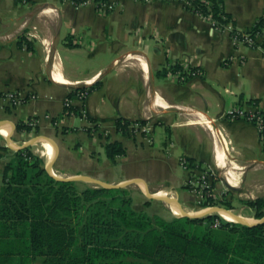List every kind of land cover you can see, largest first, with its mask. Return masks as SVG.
<instances>
[{
	"label": "crops",
	"instance_id": "0c3cea01",
	"mask_svg": "<svg viewBox=\"0 0 264 264\" xmlns=\"http://www.w3.org/2000/svg\"><path fill=\"white\" fill-rule=\"evenodd\" d=\"M109 2L113 7L102 13L94 2L0 0V94L22 99L0 98V129L12 142L0 130V189L6 164L35 131L52 141L45 156L62 176L109 184L140 180L151 192L180 200L191 193L180 162L186 156L240 191L241 199L264 196V140L254 123L227 115L234 106L264 111L263 48L236 44L230 28H214L180 0ZM224 6L232 28L241 31L264 13V0H224ZM175 65L203 74L180 80ZM56 73L67 80H56ZM95 83L83 99L69 95ZM68 98L78 112L61 122ZM118 118L148 122L154 140L119 131ZM21 122L31 130L19 131ZM110 141L121 142L126 153L110 159ZM216 147L240 173L238 187L220 173ZM125 188L132 207L141 201L134 209L166 220L177 216L168 208L148 213L144 190Z\"/></svg>",
	"mask_w": 264,
	"mask_h": 264
},
{
	"label": "trees",
	"instance_id": "16d2710c",
	"mask_svg": "<svg viewBox=\"0 0 264 264\" xmlns=\"http://www.w3.org/2000/svg\"><path fill=\"white\" fill-rule=\"evenodd\" d=\"M188 1L192 3L188 8L220 29L234 23L224 0ZM246 31L255 41L257 35L263 36L256 44L264 50V13ZM98 86L76 91L90 92ZM67 109L78 112L73 105ZM128 124L117 119L123 133ZM17 129L31 127L21 122ZM105 148L112 160L126 153L119 141H110ZM187 158L191 167L201 168L200 162ZM79 182L50 175L31 146L16 151L5 166L0 189V264H264V223L250 226L218 214L166 220L134 209L127 188H81ZM209 199L205 206L218 203ZM242 202L254 217H264V196ZM217 218L221 226L215 228Z\"/></svg>",
	"mask_w": 264,
	"mask_h": 264
},
{
	"label": "built area",
	"instance_id": "2783aa9c",
	"mask_svg": "<svg viewBox=\"0 0 264 264\" xmlns=\"http://www.w3.org/2000/svg\"><path fill=\"white\" fill-rule=\"evenodd\" d=\"M135 1L150 2L153 0H135ZM180 1L184 2L187 5V7L192 5V3L188 0H180ZM89 2H94V4H96L97 9L102 13H106L109 9L113 7V4L110 3L109 0L100 1V2L96 0H82L79 4H85ZM210 21L212 23V26L216 29L224 30L226 28H230L233 31L231 22L226 24L224 29H220L216 25L215 21H212V20ZM30 35L32 36V34ZM232 36L236 44H245L247 46H258L259 44L258 41H261L263 38L262 35H257V40L255 41L252 37H250L249 33H247L246 30H243V31L235 30L234 32H232ZM172 72L176 74V76L180 80H186L189 77L203 74V72L198 68L188 69L186 72L182 70H175V71L172 70ZM88 92L89 90L87 88L80 89L76 91V96L80 99H83L86 97ZM2 97L8 99L10 102H13L14 104L20 103L22 100L15 92H8L6 94H0V98ZM69 106H71V100L68 98L65 101V107L67 108ZM75 115H76L75 111H69L68 109H65L63 112L61 122H63V119H66L69 116L73 117ZM227 115L228 117L233 118V119H244V120L254 123L260 132V136L264 140V111H262L256 106H253V107L252 106L251 107L234 106L228 110ZM28 124L34 127L37 125V122L35 119H32L28 122ZM152 130H153L152 126L148 122L146 121L143 122L142 120H140V121L130 122V124H128L127 126V130L125 133H131L132 135L145 137V138H148V140H150L149 136L152 134ZM180 162H181L182 167L186 171H188L189 173L195 172L194 175L190 174V176L187 178L186 180L187 185H190L192 188H195L197 190L199 189L198 187L199 185L201 186V190L202 189L206 190L207 188H210L208 177L213 175L211 172H209L206 169H201L197 164L195 168L191 167L189 165V161L186 156L182 157ZM227 221H231V220H227ZM212 226L215 228L220 227L221 220L217 218L216 221L212 224Z\"/></svg>",
	"mask_w": 264,
	"mask_h": 264
},
{
	"label": "rangeland",
	"instance_id": "374dc122",
	"mask_svg": "<svg viewBox=\"0 0 264 264\" xmlns=\"http://www.w3.org/2000/svg\"><path fill=\"white\" fill-rule=\"evenodd\" d=\"M149 137H150V141L152 142L155 138V132L152 131V134ZM32 138H35V131H31L28 133V139L27 140H30ZM30 146L33 150V153L38 155L41 158L42 163L44 165H46L48 159L46 156L41 155L40 150L43 149V146L41 145V143L30 145ZM8 148H9V144H8ZM11 154L13 155V152H11ZM11 159H13V157H11L10 160ZM190 174L194 175L195 172L189 173V176H190ZM208 180H209V184H210L209 187L210 188H207L206 190H203V189L201 190V186L199 185L198 186L199 189L197 190L195 188L189 187L188 189L191 191L189 198L185 199V198L181 197L180 200L177 198L181 211L188 212L189 211L188 209L191 208V210H193V212H197V211L209 208V207H223V208L233 210V212L235 214L244 215V217L247 218L248 220L257 219L256 217L251 215V211H250L249 207L247 205H245L244 202H242V199L239 196L240 191L229 187L226 183H222V181L218 178V175L209 176ZM78 181H80L79 185L81 188H84L86 186H90V187H96L97 186L93 182L81 181V180H78ZM130 185H133L136 188L141 187L137 183H132ZM120 188H125V187H120ZM128 188H130V187H128ZM128 188H127V190L129 192V194L131 195L132 194L130 191L131 189H128ZM145 194H146V192H145ZM201 195H203V196H201ZM167 196H168V198L170 197V195H167ZM209 198H213L218 203L215 204L214 206H205V202L210 200ZM146 200L147 201H145L144 204L148 205V208L146 210L148 213H155L157 211L161 212L164 208H168V210L172 213L173 209H172V203L171 202H168L169 203V206H168L162 199L151 198L150 196H148V194H146ZM140 205H141V201L139 199H137L134 202L133 207L139 208ZM229 206L231 208H228ZM220 216H222V214H220ZM223 218H224V220H227L225 217H223Z\"/></svg>",
	"mask_w": 264,
	"mask_h": 264
},
{
	"label": "water",
	"instance_id": "95a60500",
	"mask_svg": "<svg viewBox=\"0 0 264 264\" xmlns=\"http://www.w3.org/2000/svg\"><path fill=\"white\" fill-rule=\"evenodd\" d=\"M7 140H8V143L12 145L10 136L7 137ZM42 141H49L52 143V141L47 137H35V138H32L29 141L25 142L23 145L18 146L17 148L22 149V148L30 146V145L38 144ZM45 168L50 175H52L53 177H55L57 179L89 181V182H93L94 184H96L97 185L96 187L119 188V187H127L128 185H130L132 183H137L146 192V194H148V196H150L151 198L163 199V195L159 194V192H155V193L151 192L150 189L145 184H143V182L140 180H132L130 182H124V183H120V184H109V183H105L101 180H98L96 178L89 177V176H83V175L61 176V175L54 172V170L52 169L50 160L47 161ZM166 197L168 198V196H166ZM168 199H169V202L172 203V206H179V202H178L177 198L172 200L169 197ZM230 210L231 209H227V208H223V207H209V208H206L204 210L197 211V212H184V211L180 210L181 212L176 213V215L177 216H187V217H191V218H200V217H205L207 215H213V214H219L220 215L221 212H229ZM233 215H236V214L233 212ZM230 222H239V223L251 226V225L258 224V223H264V217H262L260 219L241 220L235 216V219L231 220Z\"/></svg>",
	"mask_w": 264,
	"mask_h": 264
},
{
	"label": "bare ground",
	"instance_id": "6f19581e",
	"mask_svg": "<svg viewBox=\"0 0 264 264\" xmlns=\"http://www.w3.org/2000/svg\"><path fill=\"white\" fill-rule=\"evenodd\" d=\"M45 10V9H44ZM45 11H47V10H45ZM51 12V11H50ZM27 23V22H26ZM48 38H50V37H48ZM44 40V39H43ZM51 40V39H50ZM46 42V41H45ZM51 42V41H50ZM45 44H47V43H45ZM50 47V46H49ZM125 57V56H124ZM133 58V57H132ZM136 61V60H135ZM134 61V62H135ZM116 62V61H115ZM137 62H138V60H137ZM137 62H135L136 64H137ZM146 62V61H145ZM144 62V63H145ZM143 63V64H144ZM57 64V63H56ZM146 64V63H145ZM58 66V65H57ZM60 66V65H59ZM54 67V66H53ZM144 67V66H143ZM54 69V68H53ZM52 69V70H53ZM56 69V68H55ZM145 69V68H144ZM146 69H147V67H146ZM54 71V70H53ZM58 71H60L59 69H58ZM145 73H146V71H145ZM54 74V73H53ZM60 74H61V72H60ZM55 74V79L56 80H58V81H64L65 79L64 78H62V76L61 75H63V74ZM54 77V76H53ZM67 80V79H66ZM65 80V81H66ZM88 82V81H87ZM157 95V94H156ZM159 96V95H158ZM156 101H157V99H156ZM156 103V102H155ZM163 104H166V103H163ZM161 106H164V105H161ZM169 106V105H168ZM182 107V106H181ZM203 115V114H202ZM190 117V116H189ZM188 117V118H189ZM204 117V116H203ZM206 117V116H205ZM203 123V122H202ZM206 127V126H205ZM208 127V126H207ZM213 129V128H212ZM1 130V129H0ZM3 133H4V131L3 130H1ZM212 132V131H211ZM4 135L6 136V137H8L7 136V134H5L4 133ZM216 142H217V140H216ZM218 143V142H217ZM41 145L43 146V149H41L40 150V152H41V155L43 156H45L46 154H48L47 152H48V149H49V146H48V143L46 142V141H44V142H42L41 143ZM219 147H221L220 145H219ZM219 147L217 148V165H218V167H219V169H220V173L222 174V176L227 180V182L229 183V184H231L232 186H235V187H238L239 186V180H240V173L235 169V168H230V167H228L227 166V164H226V162H225V160H224V152L222 151V150H220L219 149ZM223 147V146H222ZM224 148V147H223ZM227 149V148H226ZM226 149H225V151H226ZM214 153V152H213ZM49 156V155H48ZM227 156V155H226ZM230 157V156H229ZM229 160H231V159H229ZM233 162V161H232ZM229 163H230V161H229ZM235 163V162H234ZM233 163V164H234ZM229 165H231V164H229ZM233 166V165H232ZM240 172H243V171H240ZM62 176V175H61ZM159 194H163V192H159ZM163 199H164V201H165V203L169 206V199L166 197V196H164L163 197ZM253 199V198H252ZM250 200V199H249ZM172 209H173V211L175 212V213H178V212H181V211H179L178 210V208H177V206H172ZM193 212V211H192ZM220 214H222V216L223 217H225L227 220H233V219H235V216L237 217V218H239V219H242V220H248L247 218H245L244 217V215H241V214H236V215H233V210H230L229 212H221Z\"/></svg>",
	"mask_w": 264,
	"mask_h": 264
}]
</instances>
